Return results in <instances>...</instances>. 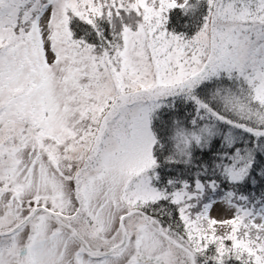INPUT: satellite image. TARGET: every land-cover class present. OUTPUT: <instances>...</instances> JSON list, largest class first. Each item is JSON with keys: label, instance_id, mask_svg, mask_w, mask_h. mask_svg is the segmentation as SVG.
I'll list each match as a JSON object with an SVG mask.
<instances>
[{"label": "snow or ice", "instance_id": "snow-or-ice-1", "mask_svg": "<svg viewBox=\"0 0 264 264\" xmlns=\"http://www.w3.org/2000/svg\"><path fill=\"white\" fill-rule=\"evenodd\" d=\"M0 264H264V0H0Z\"/></svg>", "mask_w": 264, "mask_h": 264}]
</instances>
